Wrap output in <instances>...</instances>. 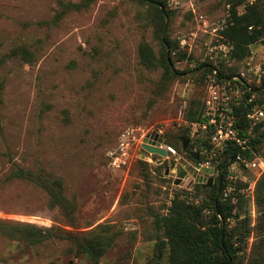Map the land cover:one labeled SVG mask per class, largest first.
<instances>
[{"label":"rangeland","instance_id":"rangeland-1","mask_svg":"<svg viewBox=\"0 0 264 264\" xmlns=\"http://www.w3.org/2000/svg\"><path fill=\"white\" fill-rule=\"evenodd\" d=\"M164 1L169 17L161 37L165 27L164 37L191 56L176 66L192 71L162 83L160 67L147 69L139 61L141 41L156 55L160 51L152 11L141 0H95L56 21L58 0H0V219L53 227L60 236L31 245L0 235V264H93L69 234L112 236L97 264H151L163 239L157 216L167 212L172 198L208 201L207 193L196 190L205 182L196 178L209 175L193 174L198 163L186 150L192 142L191 150L209 161L213 185L220 158L210 157L202 138L192 135L184 110L197 98L204 113L212 68L222 76L244 72L256 87L264 40L249 45L246 58L232 59L222 32L234 0ZM239 1L241 13L254 0ZM20 47L32 53L30 62L15 53ZM207 60L202 77L204 67L193 68ZM153 130L167 145V135L181 130L191 141L175 156L154 155L150 161L140 146ZM250 154L249 160L264 159V146ZM11 162L58 178L72 213L51 207L35 184L8 179ZM224 168L222 198L244 199L254 227V189L264 172L243 164L232 172ZM256 261L264 264V233L252 230L239 264Z\"/></svg>","mask_w":264,"mask_h":264},{"label":"trees","instance_id":"trees-1","mask_svg":"<svg viewBox=\"0 0 264 264\" xmlns=\"http://www.w3.org/2000/svg\"><path fill=\"white\" fill-rule=\"evenodd\" d=\"M94 1L64 2L58 0L60 10L56 11L54 21L72 9L88 8ZM141 2L152 11V17L157 26L160 51L159 55H156L149 43L141 41L138 46L140 63L151 70L160 67L163 71L162 83L188 74L192 70L189 68L180 69L176 63L182 60L190 61L191 56H186V52L179 49L178 41L169 39L167 35L164 38L161 37L165 16L167 19L169 17V9L165 1L141 0ZM240 4L239 0L231 2L227 26L222 32L224 40L232 46L230 57L235 60H242L249 56V45L264 40V0H254L252 3L246 4L241 13L237 10V6ZM17 52L24 61H31L32 53L27 48L20 47L15 51V53ZM208 62V60L202 62L193 70L204 67L203 77L209 71L205 67L209 65ZM170 63L173 69L170 68ZM256 90L255 104L260 105L264 99V63ZM247 109L248 107L243 105L240 107V110L244 112ZM202 113L203 108L197 98L192 99L184 110V115L189 121L201 119ZM241 124L244 128L243 133L246 134L249 130L254 132L253 137L250 134L251 149L242 151L235 145H230L224 152L217 154L216 157L220 158V162L216 164V168L221 176L218 196H216V182L209 189L204 184L196 186L198 194L207 193L208 201L195 203L187 201L178 194L172 198L167 212L157 216V225L162 230L163 239L156 244V256L152 259L151 264H239V257L247 248L252 230L264 233V175L257 180L254 189L255 204L259 213L254 227L251 226L250 212L245 208L244 199L240 198L234 203L232 198H222L226 173L224 167L228 160L234 157L237 152L250 158L251 150H258L264 146V122L250 129L245 117H241ZM185 140L191 141L186 130L168 134L166 137V143L172 145L179 152L183 150ZM201 145L209 148L206 139H202ZM191 146L192 142L189 143L186 154L192 159ZM194 162H202L201 156ZM7 178L22 179L35 184L47 193L48 203L51 207H61L67 213H72L73 208L69 206L63 196L62 182L58 178H53L43 168L36 170L24 168L16 162H11ZM206 207L209 210L207 214L205 213ZM53 230V227H40L27 222H10L0 219V235L9 239L23 240L31 245L41 244L53 236L60 237ZM68 239L75 245L78 252L88 255L93 264L98 263L99 258L113 240L112 236L98 234H69ZM258 262L256 261L254 264Z\"/></svg>","mask_w":264,"mask_h":264},{"label":"built area","instance_id":"built-area-1","mask_svg":"<svg viewBox=\"0 0 264 264\" xmlns=\"http://www.w3.org/2000/svg\"><path fill=\"white\" fill-rule=\"evenodd\" d=\"M209 80L208 93L205 98V111L201 119L190 121L192 135L198 134L200 138L207 140L209 148H206L205 152L210 157H215L217 154L224 152L230 145H235L242 151L250 150L249 135L251 130L246 134L243 133L244 128L241 124V117H245L250 129L263 123L264 99L260 105L255 104L256 87L244 72L222 76L216 68H212ZM242 105L248 107L246 112L240 110ZM151 132L160 135L159 131L153 130ZM150 140L156 142L154 139ZM159 147L164 148L169 156L177 155L176 149L165 144L163 140ZM154 155L160 156L154 153H148L144 156L147 160L152 161ZM208 164V160L199 162L195 169L198 171L202 167L208 168ZM239 164L252 167L260 174L264 172L263 158L249 160L241 152H237L234 157L228 160L227 170L232 172ZM210 170L212 171V169ZM208 175L211 176L212 172Z\"/></svg>","mask_w":264,"mask_h":264},{"label":"water","instance_id":"water-1","mask_svg":"<svg viewBox=\"0 0 264 264\" xmlns=\"http://www.w3.org/2000/svg\"><path fill=\"white\" fill-rule=\"evenodd\" d=\"M161 7V6H160ZM164 16H165V13H164ZM165 21L167 23V17L165 16ZM164 30H165V27L163 29V32H162V37H164ZM167 59L169 60V57H168V54H167ZM170 68L173 69V66L172 64L170 63ZM150 139H154L156 140V142L154 141H151ZM163 138L162 136L158 135V133L156 132H151L150 134H147L143 139H142V143H141V148H140V151L143 155L145 154H148V153H154V154H158L162 157H165L167 156L166 154V151L164 148H160L159 147V144L162 142ZM264 141V140H263ZM188 143L189 141L188 140H185L184 143H183V147L182 149L185 150L188 146ZM190 155L195 159L197 160L198 159V153L197 152H194V151H190ZM227 163L225 164V167H226ZM201 171H204V172H207V173H211L212 171L209 169V168H205V167H202L200 168ZM193 174H195L197 172L196 169H193ZM185 174V171H183L181 168H179V176H183ZM220 177H218L217 179V192H216V196H218V193H219V183H220ZM180 179H177L175 182H179ZM196 181L197 182H205L204 183V186L205 187H212L213 185V182H214V178L213 176H208V177H201V176H198V178H196Z\"/></svg>","mask_w":264,"mask_h":264}]
</instances>
